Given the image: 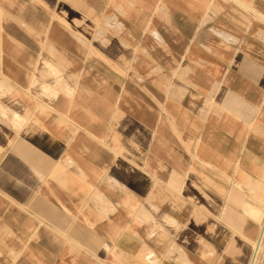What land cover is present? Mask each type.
<instances>
[{
  "label": "crops",
  "instance_id": "obj_1",
  "mask_svg": "<svg viewBox=\"0 0 264 264\" xmlns=\"http://www.w3.org/2000/svg\"><path fill=\"white\" fill-rule=\"evenodd\" d=\"M140 1L0 0V264H249L264 23Z\"/></svg>",
  "mask_w": 264,
  "mask_h": 264
},
{
  "label": "rangeland",
  "instance_id": "obj_2",
  "mask_svg": "<svg viewBox=\"0 0 264 264\" xmlns=\"http://www.w3.org/2000/svg\"><path fill=\"white\" fill-rule=\"evenodd\" d=\"M175 0H163L161 2H157V0H151L150 1V6H151V12L152 14L149 16V21L151 24L155 23V22H159V21H168V22H173L174 21V18L175 16L174 15H170V14H165L163 12L160 11V7H164V3H165V6H168L170 7V4L172 3L173 5V2ZM228 1H231L234 5H235V10H236V13H240V17L242 19L243 22H254V21H257V22H261V23H264V18L260 16V12L258 11V8L255 6V4L253 2H246L245 0V3L241 0H228ZM264 1V0H262ZM135 6L136 7H141L143 6L142 4V0L140 2H136L135 3ZM243 12V13H242ZM260 13V14H259ZM261 15H264V14H261ZM136 17H137V14H136ZM140 21H142V17L140 18ZM233 21H239V20H236V18L233 17ZM91 22H94L93 24H96V26L98 27L100 25V23L103 22L102 19L98 18L96 20H92ZM88 34H92L93 35V32L92 31H87ZM140 48H136V51L135 53H139V50ZM51 72L54 73L55 75V81H56V85H61L62 84V81H64L63 79V72H60V71H56L54 68L51 69ZM18 116V115H16Z\"/></svg>",
  "mask_w": 264,
  "mask_h": 264
},
{
  "label": "built area",
  "instance_id": "obj_3",
  "mask_svg": "<svg viewBox=\"0 0 264 264\" xmlns=\"http://www.w3.org/2000/svg\"><path fill=\"white\" fill-rule=\"evenodd\" d=\"M249 264H264V216L260 225V233L252 244V255Z\"/></svg>",
  "mask_w": 264,
  "mask_h": 264
},
{
  "label": "bare ground",
  "instance_id": "obj_4",
  "mask_svg": "<svg viewBox=\"0 0 264 264\" xmlns=\"http://www.w3.org/2000/svg\"><path fill=\"white\" fill-rule=\"evenodd\" d=\"M244 3H245V2H244ZM259 14H260V13H259ZM260 16L264 18V15H261V14H260ZM253 208H254V207H253ZM260 212H261V210H260ZM259 231H260V230H259Z\"/></svg>",
  "mask_w": 264,
  "mask_h": 264
}]
</instances>
